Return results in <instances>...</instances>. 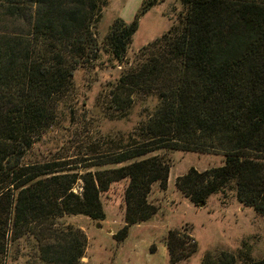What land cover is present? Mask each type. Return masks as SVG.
<instances>
[{"label":"trees","instance_id":"16d2710c","mask_svg":"<svg viewBox=\"0 0 264 264\" xmlns=\"http://www.w3.org/2000/svg\"><path fill=\"white\" fill-rule=\"evenodd\" d=\"M179 1L178 21L139 48L145 58L115 85L126 89L125 97L112 96L120 106L131 104L137 87L154 88L159 98L139 126L142 140L98 163L130 161L77 176L62 172L61 160L27 161V152L54 122L73 70L99 51L120 64L138 18L158 0H142L129 22L115 17L100 42L92 21L101 0H0V264L19 240L29 248L24 264H80L84 232L56 220L63 214L101 219L99 195L119 179H127L125 224L115 236L123 239L128 224L155 212L146 200L151 183L165 187L169 164L162 156L134 158L156 147L223 155L222 164L190 167L175 179L192 204L228 188L264 213V0ZM78 178L79 193L72 190ZM164 243L170 264L196 248L177 229L167 231ZM200 264H264V254L206 251Z\"/></svg>","mask_w":264,"mask_h":264},{"label":"rangeland","instance_id":"374dc122","mask_svg":"<svg viewBox=\"0 0 264 264\" xmlns=\"http://www.w3.org/2000/svg\"><path fill=\"white\" fill-rule=\"evenodd\" d=\"M102 1L92 21L97 42L115 17L131 21L142 0ZM182 11L179 0H158L138 18L120 64L105 51H99L92 63L77 66L70 88L57 103L54 122L33 142L26 160H61L62 172L77 176L86 170L113 168L129 162L98 163L105 153L142 140L139 126L159 104V98L156 89L137 87L131 95V104L120 106L112 96L123 98L126 89H116L115 85L121 73L136 68L145 58L139 48L166 32ZM154 154L169 164L165 187H160L157 181L151 183L146 200L155 212L144 221L128 224L123 239L117 240L115 236L125 224L123 191L127 179L109 183L100 193L101 219L63 214L56 220L59 225L69 224L84 232L86 246L80 264H170L164 243L169 229L187 232L196 244L194 252L173 264H200L206 251L240 252L252 259L264 254V213L258 214L241 204L228 188L208 195L204 204L197 206L175 187L177 176L190 167L203 170L222 164L221 153L156 147L134 158ZM80 185L78 178L72 190L79 193ZM23 245V240L10 245L6 264L28 262L23 252L29 248Z\"/></svg>","mask_w":264,"mask_h":264}]
</instances>
